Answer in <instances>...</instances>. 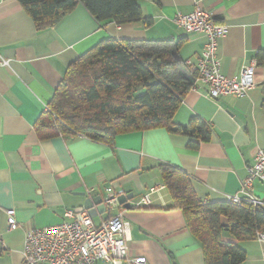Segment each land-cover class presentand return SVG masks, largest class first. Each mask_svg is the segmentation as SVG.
Instances as JSON below:
<instances>
[{
    "label": "crops",
    "instance_id": "1",
    "mask_svg": "<svg viewBox=\"0 0 264 264\" xmlns=\"http://www.w3.org/2000/svg\"><path fill=\"white\" fill-rule=\"evenodd\" d=\"M139 4L144 19L132 24L99 23L79 4L55 24L38 27L18 0H0V55L10 60L9 67L0 64V264H24L27 231L69 221L68 212L88 197L104 199L107 188L133 196L132 208L124 212L131 225V259L205 264L201 244L184 211L174 207L160 168L169 165L185 172L204 204L225 202L240 192L256 152L264 150V0ZM197 5L228 28L218 52L226 76H238L244 65L257 63L254 87L245 97L212 100L201 84L184 96L174 123L188 126L199 118L211 129L209 142H198L193 149L190 136L165 128L118 135L114 144L70 134L40 137L36 125L69 67L107 38L173 41L179 45L177 56L196 64L206 37L184 32L175 19ZM152 188L158 189L152 205L135 207ZM252 195L264 203V183L254 182ZM9 210L16 213V230L9 229ZM107 218L99 214L93 222L99 226ZM223 240L245 251L242 264H264V242L238 241L227 233Z\"/></svg>",
    "mask_w": 264,
    "mask_h": 264
},
{
    "label": "trees",
    "instance_id": "2",
    "mask_svg": "<svg viewBox=\"0 0 264 264\" xmlns=\"http://www.w3.org/2000/svg\"><path fill=\"white\" fill-rule=\"evenodd\" d=\"M18 1L38 27L55 24L79 4L99 23L121 26L144 19L139 0ZM178 46L168 40L111 37L101 41L69 67L36 125L40 137L70 134L114 144L118 135L165 128L190 136L193 149L209 142L211 129L199 118L188 126L173 121L193 86L192 75L177 56ZM160 169L174 207L184 211L190 232L201 244L205 264H242L245 251L225 242L223 236L227 233L238 241L257 239L264 232V208L249 201L204 204L185 172L169 165Z\"/></svg>",
    "mask_w": 264,
    "mask_h": 264
},
{
    "label": "built area",
    "instance_id": "3",
    "mask_svg": "<svg viewBox=\"0 0 264 264\" xmlns=\"http://www.w3.org/2000/svg\"><path fill=\"white\" fill-rule=\"evenodd\" d=\"M175 24L189 34H203L205 46L196 64L187 62L193 79L192 89L196 84L206 87L205 96L212 100L232 96L242 98L253 89L255 61L246 64L238 76L228 77L222 72L219 57V43L228 32L226 25L217 24L209 10L197 5L189 15H179ZM1 66L9 67L10 60L0 55ZM48 110V109H47ZM264 183V150H258L255 162L249 168L247 177L241 182V189L234 196H227L229 204L240 205L249 201L256 208H264V203L252 195L254 182ZM157 188H152L135 207H150L151 197ZM91 195L92 191L87 192ZM103 199L107 220L96 226L88 210L67 213L69 221L58 225L32 229L25 234L24 264H146L145 258L129 257L131 225L125 221V208L119 203L122 192L112 188L105 190ZM10 230H16L18 223L14 210L7 211ZM264 242V232L257 235Z\"/></svg>",
    "mask_w": 264,
    "mask_h": 264
},
{
    "label": "water",
    "instance_id": "4",
    "mask_svg": "<svg viewBox=\"0 0 264 264\" xmlns=\"http://www.w3.org/2000/svg\"><path fill=\"white\" fill-rule=\"evenodd\" d=\"M85 197V195H82ZM133 199V196L131 195H122L119 198V203L125 208V209H131V201ZM83 210H88L89 214L92 219L96 218L99 214H104L106 212L105 205L103 204V198L102 197H96V198H91L88 197L83 205L75 210V212L79 213L82 212Z\"/></svg>",
    "mask_w": 264,
    "mask_h": 264
}]
</instances>
